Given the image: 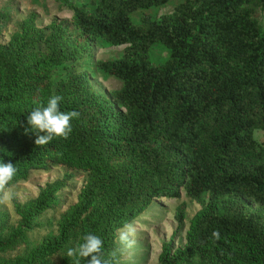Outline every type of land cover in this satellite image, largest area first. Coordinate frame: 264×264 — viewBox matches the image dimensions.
I'll list each match as a JSON object with an SVG mask.
<instances>
[{"label":"trees","instance_id":"trees-1","mask_svg":"<svg viewBox=\"0 0 264 264\" xmlns=\"http://www.w3.org/2000/svg\"><path fill=\"white\" fill-rule=\"evenodd\" d=\"M170 1L59 0L70 19L39 25L31 12L0 41V161L17 169L8 185L55 166L86 174L55 233L0 264H51L55 256L71 264L67 250L87 233L102 239L107 257L117 229L181 191L200 207L183 245L173 246L176 230L157 264H264V141L254 137L264 130V0H178L168 14L133 19ZM9 20L0 13V24ZM156 45L166 50L160 62L151 58ZM95 46H123L118 57L91 62L122 82L109 96L85 70ZM53 95L63 97L61 111L80 116L67 139L37 147L25 134L27 115ZM71 177L14 203L19 223L0 229V253L61 204ZM185 209L175 208L179 224Z\"/></svg>","mask_w":264,"mask_h":264},{"label":"rangeland","instance_id":"rangeland-1","mask_svg":"<svg viewBox=\"0 0 264 264\" xmlns=\"http://www.w3.org/2000/svg\"><path fill=\"white\" fill-rule=\"evenodd\" d=\"M178 0H172L167 5L160 8H152L146 11H139L133 15L135 21L141 15L161 16L168 14ZM34 12L37 15L39 25H46L52 19H70L71 11L62 5L59 0H0V13H5L10 20L1 21V42H6L10 34L15 30V23ZM123 46H95L93 55L87 56L85 61L86 71L94 89L106 95L112 91L121 88L122 82L113 77H104L96 72L91 62L97 60L113 59L120 55ZM166 56V50L161 45H156L151 50V58L154 62H160ZM57 72L54 74L56 75ZM254 137L264 141V130L254 131ZM65 173L72 175L66 184L67 186L61 192V204L56 208L47 211L37 220L39 226L27 231L23 238L13 246L0 253V262L13 258L16 255L23 254L31 247L38 245L45 235H53L56 231V223L60 214L71 204L76 202V197L81 188L86 174L72 171L62 166H55L46 171H35L25 181L12 183L5 187L7 200L0 204V229L1 235H5L11 228L18 225L19 219L14 212V203H22L30 197L36 195L45 182L61 178ZM1 197L3 193H0ZM180 198H163L153 201L143 213L134 220L136 227V244L128 253L119 254L120 264H157V255L160 252L162 242L167 241L174 234V248L181 247L185 241V232L188 226V220L199 209L200 205L190 200L181 191ZM180 202H185V218L179 224L175 218V208ZM51 264H58V257H54Z\"/></svg>","mask_w":264,"mask_h":264},{"label":"clouds","instance_id":"clouds-1","mask_svg":"<svg viewBox=\"0 0 264 264\" xmlns=\"http://www.w3.org/2000/svg\"><path fill=\"white\" fill-rule=\"evenodd\" d=\"M63 97L53 95L48 98L46 105L34 108L27 115V127L25 134H34V141L37 147L44 146L57 138L67 139L72 131L71 121L78 119L80 113L72 110L61 111L60 103ZM17 169L11 161H0V204L7 200V193L4 192L6 185L13 179ZM213 244L221 239L220 232L214 230L210 237ZM117 248L113 249L105 257L103 252V241L95 234L87 233L83 236L82 242L67 250V257L71 258V264H81L86 260L87 264H119L118 253L130 252L136 244V227L133 223H125L117 229Z\"/></svg>","mask_w":264,"mask_h":264}]
</instances>
